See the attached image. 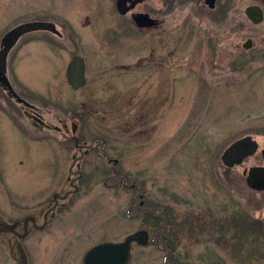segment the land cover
Here are the masks:
<instances>
[{"label":"rangeland","instance_id":"rangeland-1","mask_svg":"<svg viewBox=\"0 0 264 264\" xmlns=\"http://www.w3.org/2000/svg\"><path fill=\"white\" fill-rule=\"evenodd\" d=\"M250 5L264 11V0H217L214 12L203 7L201 14L185 5L168 15L162 41L150 43L140 35L116 46L110 0H0V40L28 21L52 22L63 34L61 40L50 33L31 35L36 41L28 44L22 39L7 56L9 83L40 95L47 104H37L38 113L51 126L59 127L53 117L88 112L84 133L107 138L110 158L121 164L118 176L127 177L126 187L112 189L111 180L104 185L107 174L91 173L89 166V178L71 197L69 208L45 231L25 240L29 264H82L91 247L121 242L138 230L148 232L149 244L134 245L129 264H264V227L255 242L258 254L247 245L252 251L248 256L236 248L231 233L217 230L225 217L239 211L264 221V192L248 189L242 176L244 168L264 166V21L250 23L243 13ZM248 39L251 47L244 49ZM150 46L157 49L154 65H141ZM76 53L86 61L89 84L73 90L65 68ZM125 65L132 69L121 70ZM4 101L0 217L11 222L44 207L58 183L67 186L70 153L76 152L61 150L58 132L41 142L20 134L13 120L25 126L30 121L18 111L21 106L8 115L7 108L15 107ZM246 135L258 143L257 152L239 166L224 167L222 152ZM56 158L60 169L53 172L50 165ZM132 184L140 188L144 206L138 213L137 205L129 217ZM192 216L199 218L198 233L204 234L198 235L197 225L190 233L191 221L197 222L188 221ZM162 219L165 234L176 235H170V243H178L171 252L164 246L169 243L162 224L157 225ZM205 223L213 238L205 233ZM0 264H14L3 237Z\"/></svg>","mask_w":264,"mask_h":264},{"label":"flooded vegetation","instance_id":"flooded-vegetation-1","mask_svg":"<svg viewBox=\"0 0 264 264\" xmlns=\"http://www.w3.org/2000/svg\"><path fill=\"white\" fill-rule=\"evenodd\" d=\"M111 6L113 9V13L115 15L114 20V30L112 31L113 35H115L113 42L115 41V45H120L123 38L129 37V39L133 37H137L140 35H144L148 38L147 41L153 43V41H162V34L165 33L166 24L168 15L182 9L185 5H189V10H192L193 13H199L200 9L206 7L209 12H214L217 8V0L213 1V8H210L208 2L206 0H110ZM227 9V12H230V7L224 5ZM218 8L222 7L218 5ZM262 9V8H261ZM263 11V10H262ZM138 15H146L147 16V23L148 27H139L136 23V17ZM264 15V11H263ZM264 17V16H263ZM199 19L200 17L197 16ZM264 21V19H263ZM28 22H40L47 25L46 30H37L34 32H29L23 35L15 44V46L10 50L12 52L19 42L22 39H25V43H32L36 41V38H29L31 35L40 34V33H50L58 40H61L63 34L58 32L56 29V25L52 22H44V21H28ZM27 23V22H24ZM23 24V23H20ZM19 25V24H18ZM17 26V25H16ZM15 27V26H14ZM13 28V27H12ZM11 28V29H12ZM10 30V29H9ZM106 36H109L110 33H105ZM104 40H108L109 38L104 37ZM53 48L56 49V43L50 44ZM157 49L153 46H150L148 57L145 62L141 65L144 66H151L154 65V57L157 56L156 54ZM74 56H79L82 58L84 62V76H85V85L81 88H85L87 84H89L88 79L86 78V71L87 65L84 57L80 56L79 54H73L71 59ZM166 56V55H164ZM161 59H163V54H160ZM70 59V61H71ZM69 61V62H70ZM67 63V65L69 64ZM158 62L156 65L160 64ZM7 65V63H6ZM66 65V68H67ZM65 68V71H66ZM121 70L126 71L132 69L130 66H120ZM6 70L0 75V100L1 102H6L8 105L11 102L12 106L15 109L10 107L7 108L6 113L10 115L12 111L18 110L19 107L21 108L18 111H21L22 115L26 117L29 122L28 125H24L23 122H18L13 120V127H17V130L20 134L28 136L32 141L41 142V141H49L51 137H54L55 132L60 133V138L56 139V142L59 147H62L63 151L68 152H76L75 154L70 153L71 163L68 166V174L65 178L67 181V186H63L61 184H57V190L55 191L52 189L48 197L46 198L44 207L40 208L35 214H28L18 220H12L11 222L8 219H5L8 224H12L14 222H20L24 224V221L29 219L27 222V236L25 239L20 240V243L27 255L24 242L27 240L34 232L45 231L50 225L52 221L55 220L62 210H67L70 206V200L73 195H75L79 190L82 188L86 181H84L85 177L88 180L89 177L85 176L88 172L87 168L91 167V173H106L107 176L104 181V185L108 187L107 182L112 181V189L115 186H123L126 187L124 184L127 180V177H120L118 174L122 172L121 164L119 159H112L110 158V148L107 145L108 141L107 138L102 134H86L84 133V125L86 117L89 115L88 112L81 113L77 112L76 114H68L66 118H59L53 117V121H57L59 127L51 126L46 122H43L40 114L38 113L37 104L41 102L40 95L35 91H32L26 86H14L9 83L8 78L6 76ZM66 79V77H65ZM67 83V82H66ZM68 85V84H67ZM68 87L71 88L69 85ZM79 88V89H81ZM47 104L46 102H41ZM50 105V103H48ZM84 106V105H83ZM84 108V107H83ZM10 110V111H9ZM10 113V114H9ZM16 115V114H15ZM21 115V114H20ZM145 115H140L139 120H141ZM17 117V116H16ZM23 117V118H24ZM83 117V118H82ZM13 118V117H12ZM76 119L77 122H74ZM144 119V118H143ZM74 120V121H73ZM135 120V119H134ZM52 133V134H51ZM222 164V163H221ZM53 172H58L60 169V160L56 158L54 162H51L50 165ZM246 169V168H244ZM243 169V170H244ZM243 172V171H242ZM243 176V175H242ZM244 179V176H243ZM245 183V182H244ZM246 186V185H245ZM129 188L135 191V195L131 200L130 208L128 210V215L130 217V213L132 210H137L136 206L138 205L137 212L140 213L141 207L144 206V201L142 200L143 196L141 193L140 188L136 184H132ZM65 189L66 191H61ZM252 191V190H251ZM255 192V191H253ZM264 192V191H263ZM263 192H255V193H263ZM137 200L138 203L136 202ZM146 205V204H145ZM1 216H3L0 213ZM191 218L195 219L196 217L192 216L189 218L188 221H191ZM197 222L195 225L191 221V226L194 228L198 227L200 224V220L197 217ZM205 220V219H203ZM209 224V223H208ZM207 223L205 225L208 226ZM204 225V227H206ZM200 227L196 228L197 233L199 232ZM194 230V229H193ZM17 235L23 234L24 229L22 230L19 228L16 230ZM204 233V232H203ZM200 232L198 235L203 234ZM14 236V235H10ZM28 259V257H27ZM29 264V261H28Z\"/></svg>","mask_w":264,"mask_h":264},{"label":"water","instance_id":"water-1","mask_svg":"<svg viewBox=\"0 0 264 264\" xmlns=\"http://www.w3.org/2000/svg\"><path fill=\"white\" fill-rule=\"evenodd\" d=\"M214 0H206L210 8H213ZM245 17L253 25H259L263 22L264 15L260 6L250 5L243 11ZM136 23L139 27H148L147 16L138 15ZM47 25L40 22H27L19 24L7 31L0 40V75L6 70L7 56L10 50L15 46L17 41L25 34L37 30H46ZM251 40L248 39L242 45L244 49L251 47ZM67 84L77 90L85 85L84 62L79 56H74L65 71ZM258 150V144L252 136H244L231 143L221 154L220 161L226 168L239 166L242 162L252 157ZM261 157L264 160V149L260 151ZM244 182L248 189L255 192L264 191V166H252L244 169L242 172ZM24 224L14 222L8 224L0 217V237H3L8 246L10 259L14 264H28L27 255L20 243V240L25 239L28 232L27 222ZM24 229L23 234L17 235L16 230ZM14 235V236H10ZM149 244V235L145 230H138L127 235L123 241L112 243L106 242L94 246L88 250L83 259L82 264H129L131 260L132 247L134 245L145 247Z\"/></svg>","mask_w":264,"mask_h":264},{"label":"trees","instance_id":"trees-1","mask_svg":"<svg viewBox=\"0 0 264 264\" xmlns=\"http://www.w3.org/2000/svg\"><path fill=\"white\" fill-rule=\"evenodd\" d=\"M248 215L249 214H247L245 216L244 213L239 211L236 214L234 213L233 216H231V217L227 216L224 219L223 225H220L219 228L217 229L219 232H221L220 234H223L224 232L225 233L228 232V234L231 233L232 236H233V241H236V242H234V244H236V248H238L240 246V249L242 248V250L244 251L243 254L245 256H248L250 254V251H251L250 248L253 250L254 253L257 252L256 254H258L259 250L255 246V242L261 240L260 236H261V233H262V229L264 227V221H261V222L257 221V220L253 221L254 219L251 220V218H249ZM226 218H228L229 220L227 221ZM160 224H162V227H160L162 235H163L164 238L166 237V241L169 243V244L164 243L165 249H170V252H171V250H174V249H176L178 247V243L173 240L171 242L172 243L171 244L170 243V239H171L170 235L174 236V237H176V235L175 234H170V235H166L165 234V232L168 229L167 228V223L165 222V220H163L162 222L157 223V225H160ZM176 225H178V222H176ZM171 226H173V223H172ZM181 226H183V225H181ZM174 228H176V226ZM211 228L212 227L208 228V226H207V229H206V232H205V233L209 234L208 238H213V235H214L213 234V230ZM193 229H194L193 226H191L189 228L190 233L193 231ZM156 232L160 233V230H158V229L156 230L155 229L153 231V233H156ZM201 233H203V232H201ZM257 233H259L260 235L257 234ZM221 240L222 239L219 238V241L217 243L220 244ZM247 245L250 248L247 247Z\"/></svg>","mask_w":264,"mask_h":264}]
</instances>
